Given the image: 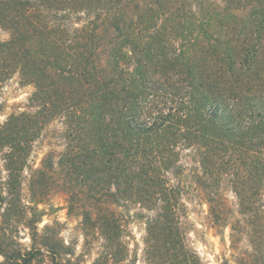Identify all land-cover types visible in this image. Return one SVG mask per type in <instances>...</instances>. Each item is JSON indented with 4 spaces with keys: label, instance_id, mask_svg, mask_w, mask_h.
Returning a JSON list of instances; mask_svg holds the SVG:
<instances>
[{
    "label": "trees",
    "instance_id": "obj_1",
    "mask_svg": "<svg viewBox=\"0 0 264 264\" xmlns=\"http://www.w3.org/2000/svg\"><path fill=\"white\" fill-rule=\"evenodd\" d=\"M0 28V87L19 74L36 108L0 124L6 212L34 143L61 120L65 151L32 171L36 207L58 190L115 258L119 226L103 205L139 206L154 214L148 264H202L187 243L189 171L211 228L229 229L233 249L248 242L234 264H264V0H0ZM39 222H28L35 244ZM40 246L75 264L66 244ZM0 255L37 258L1 244Z\"/></svg>",
    "mask_w": 264,
    "mask_h": 264
},
{
    "label": "rangeland",
    "instance_id": "obj_2",
    "mask_svg": "<svg viewBox=\"0 0 264 264\" xmlns=\"http://www.w3.org/2000/svg\"><path fill=\"white\" fill-rule=\"evenodd\" d=\"M10 34L0 28V43L8 41ZM34 87L24 85L19 74L13 75L0 87V124H4L14 114L34 113L30 98ZM64 125L56 120L42 130L40 138L34 143L32 154L23 174L22 185L15 191L16 198L12 210L6 212L12 191L5 187L7 172L3 154L0 153V186L5 203H0V244L7 252H37L33 264H53L46 249L40 246L41 240H48L58 245L66 244L71 255L63 256V260H72L75 264H148L146 260V222L154 214L142 210L139 206L105 203L104 212H109L119 226L115 240V258L107 241L98 230H91L85 235L82 225V214L71 209L65 196L58 190L46 194L44 203L38 207L32 203L30 179L32 171L41 167L48 153L65 151ZM6 152V150L4 151ZM3 152V153H4ZM184 160V164H186ZM191 167H187L190 169ZM191 173L184 178V202L187 206V243L201 259L202 264H234L236 256L249 248L247 240L232 248L230 230L217 231L212 227L209 209L202 192L193 186ZM232 206L236 199L231 192L227 193ZM36 208H38L36 210ZM31 219L40 220L37 224L38 243L32 240L33 231L28 227ZM39 252V253H38ZM115 259V260H114ZM5 261L0 255V264Z\"/></svg>",
    "mask_w": 264,
    "mask_h": 264
}]
</instances>
